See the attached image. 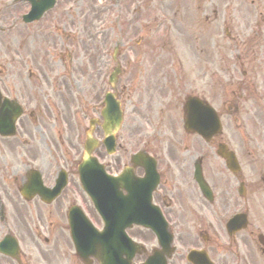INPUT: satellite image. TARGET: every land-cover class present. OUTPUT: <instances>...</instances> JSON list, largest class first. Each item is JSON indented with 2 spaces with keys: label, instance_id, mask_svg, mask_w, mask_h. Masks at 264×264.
I'll use <instances>...</instances> for the list:
<instances>
[{
  "label": "flooded vegetation",
  "instance_id": "1",
  "mask_svg": "<svg viewBox=\"0 0 264 264\" xmlns=\"http://www.w3.org/2000/svg\"><path fill=\"white\" fill-rule=\"evenodd\" d=\"M227 8L223 21L226 36L223 42L217 41L220 37L217 28L209 27L210 67L204 73L199 72L204 68L197 69L199 79L195 78L190 93H181L178 87L183 74L179 75L178 70L173 69L175 78H171L159 60H163L164 52L154 54L152 46L149 47L151 51L142 57L148 66L134 67L129 63L121 73L117 92L127 107V117L130 116L134 123L153 121L156 126L151 130L145 128L143 133L144 128L139 124L137 129L142 128L141 139L132 138L130 141L132 135L129 134L124 145L120 135L117 151L110 157L112 163L107 167L110 174L121 175L136 153H130L131 144L140 146L145 143L146 150H143L156 158L160 175L153 202L169 225L171 247L175 249L168 257L162 253L153 231L134 228L129 231V236L143 248L133 264H155L157 256L160 264L162 261L164 264H191L182 253L184 249L188 253L191 250L203 252L212 264H262L260 261L264 260V249L258 242L264 232L263 226L251 222L248 217L254 206L264 210V3L229 4ZM214 15L217 16L216 11ZM187 26L185 20L179 24L172 22V28L180 35L190 34ZM184 47L189 49L186 42ZM100 66L99 61L98 81L101 79ZM205 76L208 83L199 90ZM51 88L53 94L49 100H35L23 83L22 73L14 76L0 71V116L6 122V128L15 111L14 106L8 107L4 100L18 103L23 109V115L14 122L15 135H0V242L10 235L19 247L16 259L0 254V264H87L75 255L69 230L62 229L58 233L54 229L51 222V206L54 204H45L38 197L27 201L20 194L25 184L41 183L51 189V118L53 114L62 118L59 109L69 107L65 95L70 91L66 85L62 89L60 83L57 89L52 84ZM190 94L214 109L223 131L208 142L197 134H188L193 139L186 148L180 139L181 147L179 143L174 146L166 144L165 140L172 135L167 132H176L174 124L183 119V104ZM94 95L95 103L92 102ZM88 96L84 99L83 114L85 118L91 113L96 115L101 140L103 97L96 92ZM99 103L101 109L97 108ZM199 144L203 153L195 152L192 156ZM232 144L237 149L245 148L238 175L226 170L224 161L216 155L220 145L232 149ZM96 156L99 161L107 159L102 145ZM249 156H256V159L245 162L243 158ZM61 158L68 169L69 156L63 154ZM197 165L201 169L200 177L208 186L206 194L196 180ZM134 174L141 178L145 172L135 169ZM62 197L69 200L65 190L56 201L58 219L64 208L59 202ZM234 213L248 217L246 228L242 227L241 219L232 225L223 222ZM68 252H73V256ZM197 258L200 257H195L196 263ZM90 264L100 262L92 260Z\"/></svg>",
  "mask_w": 264,
  "mask_h": 264
},
{
  "label": "rangeland",
  "instance_id": "2",
  "mask_svg": "<svg viewBox=\"0 0 264 264\" xmlns=\"http://www.w3.org/2000/svg\"><path fill=\"white\" fill-rule=\"evenodd\" d=\"M180 1L182 6L190 3L186 8L190 10L188 12L190 21L187 22V25L191 31H194L192 25L193 23L196 24L197 20L201 22L207 17L211 18L212 13L209 10V3H205L210 0ZM240 1L235 0V2ZM252 1L247 0L245 3L250 4ZM215 2L219 4L225 3L224 1L217 0ZM204 3L205 9L202 11ZM8 4L12 5L10 0H0V62L3 63V68L6 67L7 70L13 69L10 64L14 63V69H17V71L13 73L16 76L21 73L19 71L21 68V58H23V63L27 61L30 64L32 59L38 60L39 72L36 66V70H33L35 76L30 80V85L37 89L34 93L39 99H47L51 96L49 82L53 76L52 70H55L54 74H63L66 69L68 61H65V64L58 62L51 67V58H55L54 52L56 50L60 52L56 58L66 59L68 56L71 57L69 65L70 75L67 77L68 82L65 81V83H69L73 95L77 99H72V105L69 106L68 110L65 107H60V110L64 109L65 122L67 123L66 129L71 124L70 112L81 98V93L77 89L82 90L85 88L82 93L87 98H89V93L96 92L99 95L101 92L103 94L106 90L111 91L107 83L102 89L99 87L97 70L98 61L101 60L100 72L103 69L104 63L110 61L111 53L116 44H122L120 46L122 53L120 61L122 64H129L136 59L135 65L137 67L143 68L144 66H148L147 60L141 57L144 52H149V50L143 45H134V38L137 33H142L141 36H145L146 43L148 47L149 45L152 46L154 54L163 51L167 55L162 60V63L166 73H169L171 78H173V69L178 70L179 75L183 74L180 82L181 85L178 87L183 94L192 91L195 85V83H192L194 78L199 79L197 69L199 67L204 68V70L199 71L200 73H204L210 67L208 62V44L210 41L205 32L206 26H204V23V25L202 23L197 25L195 38L191 37L189 33L188 36L187 34H182L179 37L175 32L170 35L163 28L157 31V22L164 21V23H167L171 19V14L175 12V10L170 11L169 7L172 5L173 7L175 6V9L178 8V5H170V0H57V4L52 11L47 13L39 23L30 25L29 27H26L21 22V17L29 10L28 6L25 3H20L16 6H9ZM198 5L199 12L197 14ZM223 14L222 10L220 16ZM131 24L132 31L130 30ZM179 41L181 44L182 42H186L190 49H193V51L187 52L182 60H177L175 56V47H179ZM170 43H173V46ZM181 67L185 71H180ZM22 74L24 83L28 86L29 82L26 71L22 72ZM207 83L208 78L205 76L203 82L199 84V90H201L203 84ZM92 102L95 103V95ZM91 115L93 114L91 113ZM139 124L144 128L143 133L146 132L145 128L151 130L152 126H156L153 121H150L148 124L134 123L131 122L130 116L127 117L124 130L121 134L122 145H124V139L129 134L132 135H130V141H133L132 138L141 139L142 134L140 133L142 128L137 129ZM166 124L170 125L169 123ZM72 127L73 125H71ZM81 133L83 135L81 139L84 142L85 134L83 129ZM60 136L61 140H63L61 144L58 143L57 146H54L51 141V170H54L57 164H63L61 154H59L60 152L62 154L64 152L61 147L63 144L71 143L72 148L75 147L73 130H65L63 133L58 132L56 134L57 139ZM135 149L136 146L131 145L130 153L135 151ZM195 152L199 155L203 153L201 144L197 145V148L191 155H195ZM108 161L112 163V159ZM73 172V183L70 185L67 194L71 202L78 200L77 203L83 206V202L86 199H83L84 194ZM66 202L67 200L62 199L61 205L68 206L70 202ZM86 210L100 227L101 223L92 214L89 204ZM57 211V205L51 207V222L56 232L60 233L65 227L62 217L61 219L56 218Z\"/></svg>",
  "mask_w": 264,
  "mask_h": 264
},
{
  "label": "water",
  "instance_id": "3",
  "mask_svg": "<svg viewBox=\"0 0 264 264\" xmlns=\"http://www.w3.org/2000/svg\"><path fill=\"white\" fill-rule=\"evenodd\" d=\"M49 2V4L47 3ZM46 5L43 7V9L46 8V6L50 7L51 5V0H47ZM45 2H43L41 4V6L44 4ZM189 124V123H188ZM90 153H91V149H87V158H86V162L84 164V166L82 167V174H83V183L85 186V189L87 190V192L89 193V195H91V197L93 198L94 202L96 203V197L97 195V190H96V186L94 183L90 182L88 180V178L86 179V176H90V172L91 171H95L97 168V164L95 163V161L93 159H91L90 157ZM99 206V204H98ZM108 219L105 218V223H106V227L109 226L108 223ZM95 250V247H93ZM104 259L105 260H112V259H119V256L113 251V247H107L104 246Z\"/></svg>",
  "mask_w": 264,
  "mask_h": 264
}]
</instances>
